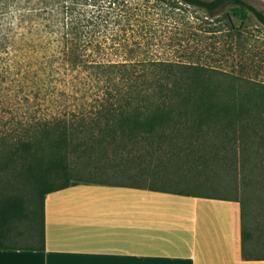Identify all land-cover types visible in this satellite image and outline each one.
I'll list each match as a JSON object with an SVG mask.
<instances>
[{
  "label": "trees",
  "instance_id": "trees-1",
  "mask_svg": "<svg viewBox=\"0 0 264 264\" xmlns=\"http://www.w3.org/2000/svg\"><path fill=\"white\" fill-rule=\"evenodd\" d=\"M9 1L14 3L9 10L12 53L9 61L0 56V62L9 65V69L0 70V178H11L8 187L21 183L33 188V199L40 205L35 247L44 246L45 194L76 182L70 181V169L78 160L107 159V154L95 151L98 148L111 146L115 155H124L147 145L155 151L159 169L186 162L207 164L231 154L236 170L252 174L257 169L264 179V134L260 133L264 131V82L245 78L237 82L232 72L218 66L152 57L144 51L152 38L146 15L166 12L173 19H183L175 9L181 4L194 6L208 16L222 13L221 30L228 32L233 28L231 16L244 19L251 14L264 25V10L254 3L107 0L106 7L120 13L116 27L109 28L104 18L80 16L71 10L59 15L57 10L48 12L25 5L36 0ZM32 9L45 20L43 26L67 27L62 34V54L45 53L51 49L43 32L46 30L31 21ZM26 18L28 22L23 25ZM2 19L1 12L0 24ZM108 49H125L126 54L110 58L103 52ZM18 50L21 52L16 53ZM55 88L68 92V103L45 112L43 106L56 101ZM219 147L225 156L217 154ZM161 172L155 171L156 175ZM122 184L166 192H201ZM26 202L21 194H0V248L15 247L2 242L14 230V221L34 222V207L28 209ZM240 205L241 256L250 258L245 249L250 236L245 202L241 200Z\"/></svg>",
  "mask_w": 264,
  "mask_h": 264
},
{
  "label": "rangeland",
  "instance_id": "rangeland-1",
  "mask_svg": "<svg viewBox=\"0 0 264 264\" xmlns=\"http://www.w3.org/2000/svg\"><path fill=\"white\" fill-rule=\"evenodd\" d=\"M129 1L135 2L136 0ZM249 1L264 10V0ZM9 2V0H0V14L2 12L4 15L2 24H0V28H2L0 30V56L4 58L3 60L8 59V61L9 53H12L11 42L9 43L11 38L9 35V10L14 8V3ZM21 5L23 2L18 8ZM25 5L32 6L33 9L44 8L48 12L57 10L59 15L64 14L65 10H71L73 13L79 12L80 16H91L98 20L104 18L108 20L106 24L109 28L114 27L116 19L120 18V13H117V10L106 7L107 0H36ZM33 9L31 21L39 22L40 27L46 30L43 32L46 33L45 38L51 47L45 53L62 54L60 50L63 41L62 34L67 31V27L43 26L45 20L37 17L34 14L36 11ZM175 10L183 16V19H175V17L173 19L170 13L166 12L144 16L151 24L148 28L152 33L150 44H145L144 47V51L148 55L206 62L232 72L237 82L242 78L264 82V25L257 21L253 15L249 14L244 19L231 16L233 28L225 32L221 30L220 14L222 13L208 16L200 8L183 4L180 5V9L176 8ZM42 14L43 12L40 15ZM33 19L36 21L34 22ZM123 21L122 19L121 22ZM27 22L28 18L24 19L22 24H27ZM132 22L134 23L136 20L133 19ZM224 33L229 35L223 38L221 35ZM133 38L136 39V37ZM19 52L21 50L16 51V53ZM103 52L114 59L122 58L126 54L125 49H108ZM39 54L43 53L39 52ZM221 55L223 56L221 57ZM4 69H9V65L1 61L0 70ZM55 89L56 92L53 91V93L56 101H50L44 105L45 112H54L57 107L63 108V105L68 103L65 101L68 99L66 98L68 92H63L59 88ZM72 93H77V91H72ZM79 93L80 91H78ZM7 109L9 111V105ZM6 114L9 116V112ZM260 133L264 134V131L260 130ZM150 150L147 145H139L127 154L115 155L114 148L111 146L98 148L95 151L107 154V159L92 158L87 159L88 161L82 159L78 160L77 164H71L70 181L154 185L185 191L235 194L238 197L246 198V226L253 233V245L256 248L259 246L257 253H261L259 250L264 249V179L259 170L256 169L252 174L248 171L236 170L235 165L231 163V154H227L224 160L216 159L207 164L186 162L159 169L156 156H154L155 151L149 152ZM217 150H219L217 154L226 155L221 147ZM248 164L250 165V163ZM157 170L158 172L162 171L160 175H156L155 171ZM246 176L249 179H245ZM9 181H12L11 178L1 176L0 194L7 192L21 194L27 200L26 207L28 206V209L34 207L35 218L34 222H29L27 219L14 221L11 225V229L14 230L9 233L8 237L3 238L2 242L14 246L37 245L38 238L34 230L40 228L39 200L33 199V188L30 185L13 183L12 187H8ZM15 184H18V187H14Z\"/></svg>",
  "mask_w": 264,
  "mask_h": 264
},
{
  "label": "crops",
  "instance_id": "crops-1",
  "mask_svg": "<svg viewBox=\"0 0 264 264\" xmlns=\"http://www.w3.org/2000/svg\"><path fill=\"white\" fill-rule=\"evenodd\" d=\"M235 194L76 181L43 200L44 246L0 248V264H264Z\"/></svg>",
  "mask_w": 264,
  "mask_h": 264
}]
</instances>
